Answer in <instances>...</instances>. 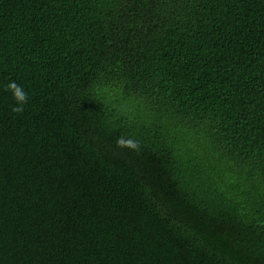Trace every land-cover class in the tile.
<instances>
[{"label":"trees","instance_id":"1","mask_svg":"<svg viewBox=\"0 0 264 264\" xmlns=\"http://www.w3.org/2000/svg\"><path fill=\"white\" fill-rule=\"evenodd\" d=\"M0 264H264V0H0Z\"/></svg>","mask_w":264,"mask_h":264},{"label":"clouds","instance_id":"2","mask_svg":"<svg viewBox=\"0 0 264 264\" xmlns=\"http://www.w3.org/2000/svg\"><path fill=\"white\" fill-rule=\"evenodd\" d=\"M8 90L12 92L13 98L16 101V106L12 108V111L14 113H21L23 111V105L27 102V93L14 81L9 83ZM116 143L118 147H128L133 149L137 147L136 142L131 139L124 140L123 138H119Z\"/></svg>","mask_w":264,"mask_h":264}]
</instances>
